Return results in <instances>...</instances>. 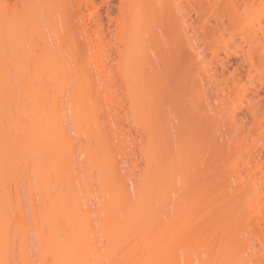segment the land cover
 Segmentation results:
<instances>
[{"label":"bare ground","instance_id":"6f19581e","mask_svg":"<svg viewBox=\"0 0 264 264\" xmlns=\"http://www.w3.org/2000/svg\"><path fill=\"white\" fill-rule=\"evenodd\" d=\"M256 227L264 0H0V264H264Z\"/></svg>","mask_w":264,"mask_h":264},{"label":"rangeland","instance_id":"374dc122","mask_svg":"<svg viewBox=\"0 0 264 264\" xmlns=\"http://www.w3.org/2000/svg\"><path fill=\"white\" fill-rule=\"evenodd\" d=\"M192 1H197V0H192ZM98 2V1H97ZM194 10H191V15L194 17ZM226 55V51L225 50H220L218 51V56L217 57H213L211 56V54L208 53V58H212V64L216 65L217 62L219 61V59H221L222 57H224ZM252 83L253 84H257V79L256 77L252 78ZM248 126H250V123L248 124ZM252 240L254 242L255 245H259L261 242L262 244H264V230L261 229V227H256L254 229V235L252 236ZM261 249H264V245L261 247Z\"/></svg>","mask_w":264,"mask_h":264}]
</instances>
